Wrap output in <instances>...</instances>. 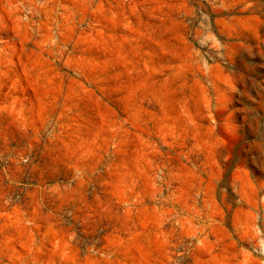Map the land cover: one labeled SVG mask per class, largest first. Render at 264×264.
I'll return each instance as SVG.
<instances>
[{"label": "rangeland", "instance_id": "obj_1", "mask_svg": "<svg viewBox=\"0 0 264 264\" xmlns=\"http://www.w3.org/2000/svg\"><path fill=\"white\" fill-rule=\"evenodd\" d=\"M0 264H264V0H0Z\"/></svg>", "mask_w": 264, "mask_h": 264}]
</instances>
